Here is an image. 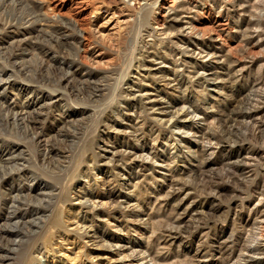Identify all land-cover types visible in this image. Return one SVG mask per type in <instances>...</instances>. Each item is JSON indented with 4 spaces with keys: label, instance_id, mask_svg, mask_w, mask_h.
<instances>
[{
    "label": "rangeland",
    "instance_id": "374dc122",
    "mask_svg": "<svg viewBox=\"0 0 264 264\" xmlns=\"http://www.w3.org/2000/svg\"><path fill=\"white\" fill-rule=\"evenodd\" d=\"M180 1L181 0H159L155 12L159 22V24H155V26L159 25L157 26V28H161L162 25L161 22L163 21V18L165 16L164 15L165 6H168L169 4L176 5ZM190 1L198 2V0H187V1L185 0L186 3ZM39 2L42 4V11H44L46 15L61 16L66 20H72L76 24L77 29L81 31V35H82L79 53L81 58H83V60L86 63L87 62L93 63L94 65L98 66L97 70L99 72H102L103 70L111 69L113 67L114 68L116 67V71H118V73L115 71L116 74L114 73V70L113 72L111 71L106 73V75L105 74L101 75V73H99L96 77H94L96 79L91 78L89 81L87 80L84 81L83 78H81L84 77L82 75L83 73L82 69L74 70V67L68 69V66H64V65L60 67L54 59L48 58V56H50L49 53H52L54 56L57 55L55 56L57 59L62 54L64 55L66 62L69 63L68 61L73 56L72 53L73 49L71 47L70 48L68 47L70 45L68 44L67 46V44H63V42L59 43L58 41H56L55 44V40L53 36L50 35L53 34L51 32H47V34L45 35L44 34L41 35L42 33L39 34L36 32L34 33L35 38L33 37V39H31V42L28 41V44L25 46L26 50L28 49V51L30 52L27 51L28 53L25 56L26 61L24 60L25 63H23L24 67L23 65L22 67H20V65L18 64H20L19 61H21V58L19 59L15 58L14 55L20 52V49L23 45L14 44L11 42L13 33L16 31H22L21 30L22 25L19 24L18 21H16L15 14L16 13L20 14L23 10H26V13H28L27 10L35 11V8L33 10V8H31L32 6L28 5L27 6L28 9L26 8L23 9L21 6H18L22 4L14 5L10 0H0V16L2 18L0 19V28H1L0 29V49H1L0 50V69H1L0 71V111H1L0 112V148L2 150L3 147L5 148L6 146H13L15 148V152L17 156L16 154L13 153L14 160L16 159V161L19 162L18 163L19 165H24L21 168H24L25 170L24 172L28 176L27 178L33 176L31 175L32 172L33 174H35V176H37L38 182L42 183L44 181L46 182L48 181L47 183L49 184L47 185H51V186L54 185L52 186V188L54 187L55 190L57 191L60 190L62 192L63 190H67L66 193L67 194L69 193L68 195H70V200H68L69 202L68 201L64 202L63 208L64 211L66 212V213L64 212V217L69 220L71 218L73 219L74 212L72 211H76L77 209L76 204L78 203V199L76 197L86 193L85 191L88 188L85 176H80L79 173L80 170L84 169L85 166V164L83 163V157L89 152V150L94 145V144L92 145V143H94L92 141L93 137L96 138L97 135V142L100 145V147L94 145L96 151L101 150L104 153L110 152L109 149L112 148L115 150L127 148V150L130 149L135 150L137 151V153L159 152L168 155L171 152L170 146L166 145L164 147L161 144L154 146L153 137L154 134L158 132V130H156V127L150 129L149 126H147V123L149 122L148 120L150 119L152 120V117H155L158 114L160 110L159 108L168 107L169 105L172 104L171 101H174L175 98L179 99L182 96H187V98L189 97L196 100V103L201 102L204 105V112L207 113L206 114L207 121L209 122L211 121V123L209 124L208 122L207 124H205L206 123L205 121H203V123L201 122L200 124L202 125V128H205L206 125L207 126L211 125L212 122L214 121L213 119H215V122L212 124V126H210L212 127L210 128V130H212L213 128L214 130H216L218 126L217 131L224 132L223 130L225 128L219 125V122L216 121L217 116L221 114V111L222 113L228 112V108L230 107L229 104L233 103L235 97L241 95V97L243 98L248 93V90H246V86L248 85V80L253 81L254 79L257 78L259 79L260 76H263L264 73L257 70V63H256L251 68L247 69L249 72L247 70L243 71V73L241 74V79H239L236 82L232 80V78L234 79V77L231 76L229 77L224 76L225 80L222 81H219V79L217 78L216 79L211 78L206 82L205 85H199L200 83L198 84L195 83V85L192 87L189 85L190 87H188V89L185 91L182 88L178 89L175 86V82H171L170 83L171 85L164 84L165 83L164 80H162L161 78L159 79L158 77L152 80L147 78L144 79V77H141L142 75L133 72L134 68H131V72H129L126 76H123L120 75L122 71L121 67L123 66L125 68L126 64H122V62L124 61L123 59L124 54H122L121 51L125 53L126 49L120 50V48H118L119 47L118 44L120 45L124 42L127 34L132 36L131 32L135 26L134 19H132L133 17L132 15L134 14L133 10L126 8L123 5V3H121L119 0H109V1L108 0H39ZM134 4L135 3L132 2V5ZM211 4H212L211 2L210 3L207 2L205 5H199V7H197L198 10L197 14H193V12H186V14H183L184 16L182 17L181 20L183 22H186L189 18L190 19L193 18L196 29L202 31V33L204 34L203 35L204 38L207 39L209 36L210 37L212 36L211 39L215 41L214 45L215 46L217 45L216 48H220L221 46L223 50L228 51L231 57L233 56L234 59H237L239 62L248 59V55L259 57L262 53L261 49L256 45L246 44L244 40V34L246 33L243 32L242 30L239 31L236 28L235 26L236 21L232 20V18H227V16L218 15ZM121 5L124 7H122ZM244 16L246 20L249 18L250 15L247 12V14L245 13ZM108 18L109 21L108 23H106L105 20ZM13 21H15L14 24L12 23ZM241 35L243 37H241ZM38 36L41 38L43 37L44 40H42L43 38L41 39ZM37 39H39L40 41L42 40L44 43L38 41ZM53 40H54V44H53ZM42 43L45 45H42ZM10 44L11 45L13 44V46H11ZM48 45H50L51 48L48 47ZM39 46L41 48H39ZM53 46L54 47L56 46L55 49L53 48ZM57 46H59L61 49ZM38 49H40V51ZM14 50H16L17 52ZM44 50L47 52L45 53ZM118 52L120 55L117 54ZM65 53L67 55L66 57H65ZM44 57L47 59L48 63H46ZM41 58H43V60ZM12 60L13 63L11 62ZM58 60L63 61V59L61 58H59ZM198 60H199L198 62H201L200 60L202 59L198 58ZM43 61H45L44 63L46 64L41 63ZM190 62L185 63L184 65L185 67H183V70H186V72L190 71L192 73L194 64H191ZM47 64L48 66H46ZM156 66L164 67V65L162 66V64L160 63H155L154 67ZM197 66L200 65H196V67ZM17 67L22 72L18 70ZM64 68L65 69L67 68L70 73L68 72L67 69L65 70ZM65 71L67 72L65 73ZM71 71L74 73L73 76L78 77V78L74 77L77 80L76 79H73L74 81L72 80L73 76ZM219 71L221 74H225L222 68ZM14 72L16 73V75ZM24 73L27 75L28 78L25 77L26 75ZM67 73L71 74L69 75L71 79L69 78V81H67L68 84L66 83L65 80H63L65 74ZM22 76L23 78L24 77L26 78L25 79L26 82L24 81ZM183 76H184L183 78L184 80H189L188 78H190V80L193 81V77L191 79V77H187L186 74ZM117 81H120L121 82L120 85H123L125 88L127 86L129 87V89L131 88L133 92L138 93L139 85H141L143 87L141 91L143 92L148 91L147 95L150 96L156 95L157 99L155 100V105H154L155 109L153 108L154 110H151L148 104L149 101H147V98H144L142 101L143 103H147L148 109L146 108V111L142 112L141 116L139 117L137 115L139 110L132 113L133 111L131 109V106L134 104V102L131 99V96L123 97L122 96L123 92L121 93V95H119V88H117ZM70 82L72 83L71 85ZM182 83L184 84V82ZM57 84L62 86L61 87L59 85L57 86ZM215 84L217 86H215ZM21 85H23V87H21ZM159 93L160 95H157ZM242 93L244 94L242 95ZM124 100L126 101L124 102ZM16 103H18L19 105ZM38 103L41 107H39ZM212 104L214 107H211ZM36 106H38V108ZM22 108L23 110L27 109L28 111L30 109L31 111L34 110L36 111V113L35 112L31 113V111H29L30 112L29 113L27 110L23 111L21 110ZM8 109L9 110L13 109L12 111L14 112L15 110L16 111L18 110V112L21 110L25 112V114L23 113L24 117L22 116V119H18V120L12 119L14 112H12L11 110L9 111ZM143 119L146 120L145 121L146 125L142 126L140 122H142ZM17 121L19 122L17 123ZM24 125L26 127L24 129L26 134H24L25 133L24 131H21L23 130L22 128H24ZM33 126L34 128H31ZM103 128L104 130H102ZM32 129L34 131L38 130L41 133H44L45 136L48 137L47 139H49V141L47 140V144L45 145L46 147L52 148L51 153H49L51 157L46 160L45 167L41 166L40 165L41 163L39 162V157L41 153L40 150L43 149L45 145L37 146L33 143V141H29V139L32 140V134H31ZM243 131L244 128H242L241 130H236L235 128H233L231 131L229 130V134L228 131H225L224 136L227 137V139L230 137L231 139L229 140L231 143H233L234 140L236 141L237 139H239L237 141L240 140L247 141L248 139H251L252 146H255L254 145L255 143L257 146V144H259L264 139L262 138L261 140L260 139L255 140L252 137L250 138L249 134L244 133ZM108 132H110L111 136H109V138H106ZM159 132L161 137H166L167 135L168 136L170 135L169 130L163 127ZM112 133L115 134V137H113ZM186 136L187 135H185V137ZM190 138L191 135L187 137L186 142H183L184 143L182 144L183 148L184 146L191 144L188 142L190 141L188 140ZM161 140H163V138ZM192 145L193 143L191 144V146ZM235 148L237 147L235 146ZM227 150L228 148L226 149L224 148L222 151L218 153V155L214 154L213 156L211 155L210 157H208L207 161H209L210 165L205 166L206 168L204 167L206 173V174L204 173V175L196 174L195 171L199 169L198 164L196 165L197 163L196 160L189 161L190 158L188 156L186 157L182 156L181 159L176 161V165L172 167V169L174 170L175 173L179 172V176H181L182 179H185L187 181L186 187H188V189L181 191L178 197L173 198L174 200L171 199L169 203L166 205V209L164 210V212L161 211L157 212V210L153 211L152 209H150L149 201H150V196H154V193H158L160 195L159 196L160 198L163 197L164 192L166 193L167 180L168 181L170 180L169 177H172L171 179H173L171 172H169L170 170L167 169L169 168V166L167 167L164 166L163 168H161L160 166L163 165L156 164L153 168L150 169L149 168L150 165L148 164H146L144 167H137V160L135 161L132 160L129 162L113 160L106 162L105 158L103 159L99 157L97 162L100 165V167L103 169L101 175L105 177V186L104 188H102V185L100 184L97 189L95 187L93 188H95V190H97L98 192H101L103 190L108 192L111 191L115 195H117L118 193H122L123 195H125L124 198L129 197L132 199H136L137 198L136 196H138L141 206H137V208L135 209H137L138 212L140 213L141 216V217L139 216L140 219H143L140 220L141 224L144 221H148V219L152 218L154 219V221L156 219V221H158L157 223L160 224V227L157 223L155 225L156 226L158 225V227L161 229V231L164 232V234H167L165 233L166 231L164 227H166L168 224L170 225L171 223H174L172 222L174 220V217L170 216L171 210L177 209L178 212H180L179 224L182 225L183 232L180 234L181 237L179 238L176 237L173 241L170 236V241H167L163 249L161 250V254L163 256L165 254L168 255L170 259L177 258L179 261L184 262L185 264H193L195 262H197V264H226L228 250L231 249V247L234 250L237 249L239 245L242 243L241 241L243 239V236L246 234H251L252 231H250V229L255 230V228H259L260 234H262L264 237V221L261 222L259 225L256 224L257 226L254 225L255 226L254 229L253 226L252 227L246 226L245 228L242 227V224L244 223V221H246L247 218L246 217L247 211L244 210L245 209L244 206H241V198L242 196H246V193L239 195L241 198L239 196H234L233 193L234 189L235 190L237 189V191H246V189L248 190L249 188L252 187L251 185H255L258 182L261 183L262 181L261 178H263L261 174L263 173V168H264V163H263L264 149L261 152V154H259L260 156L256 157L254 160L256 161L255 162L256 165H254L255 167L254 166L253 167L254 169L255 168L256 169L252 171L253 174H251L250 177L248 176V179L250 180H245L242 174L240 175L237 174L232 177L234 169L229 165L228 166L224 165L225 163H223L225 161L227 162L229 161L225 158V154H227L228 152ZM138 159H140L139 156ZM10 161L8 163L5 161L4 162L0 161L1 163L0 179H2L3 181L2 186H4L5 188L8 187L7 184L9 183L10 180L8 177L10 174L5 175V173L9 172L10 169L15 170V168H17L16 166H14L15 163L13 162L10 163ZM224 167H228V169ZM221 169H225L227 173H225L226 171ZM162 174L166 175V180L161 178ZM175 176L174 178H176ZM220 176L221 177L224 176L222 177L223 180ZM251 177L252 180L255 179L253 180L254 183L253 182L251 183L252 181ZM220 178L221 180H219ZM214 179H215L214 181L215 184L213 183V181H211ZM15 183L16 185H18L17 182ZM71 183L72 184L77 183V184L71 187L70 189H68L67 186L72 185ZM134 185H136V187ZM210 185H213L214 188L211 187ZM217 185L219 186L221 193L218 196L214 197L211 193L216 189ZM247 185L248 187H246ZM37 186H39V184ZM231 186L234 188H232ZM48 188H50V186H48ZM132 188H134V190H132ZM55 190L54 192L56 193ZM37 191H38L37 189L33 190V192L35 193L34 194L35 198L33 199L37 202L38 198L41 199L44 198L43 201H41V204H43L46 207L45 209L47 213L44 212V215H48L49 211L53 208L54 210L55 209L58 210L57 209L58 207L55 208L54 207L55 205H52V201L54 200V198L53 200L48 201L47 197H43L41 193L38 195L39 192ZM186 191H188V193L185 194ZM258 196H260L259 191L255 192L250 198L256 200ZM250 198L248 199L250 200ZM17 200L24 201V199L22 198L21 199L18 198ZM202 201H204V205L203 207H200ZM19 202L20 201H18V203ZM128 203H130L128 202V200H124L123 203H120V205L122 206V207L120 206L121 208L120 210H122L123 208L125 209L126 207L125 205H127ZM120 210L116 211L117 213L116 219L119 222L123 223V227H124L123 230L114 231V228L108 227L103 219L96 218L95 227L97 228V230L102 232L104 230L106 231L107 228L110 232H116V234L121 235V237L125 238V240L126 239L132 240L134 239L133 237H136L135 239L139 242H144L145 239L147 240V236H148L147 234H149V230L144 233H141L143 229L141 231L138 230L139 232L138 233L137 231L134 232L131 229H127L125 227L126 225L125 216H122ZM171 217L173 219H171ZM29 223L33 225L29 224L26 226V224H22L23 227L22 226L20 227V229L22 230L20 231L22 232V235H24L23 240H26V238L28 237L30 238L33 237V233L31 230H33L34 227H36V224L31 222ZM56 236H57L56 237L57 241L59 242V244H61L60 253L63 255L64 261H62V259L52 260L51 257L44 256L45 254H43L42 251H35L34 256L36 257L35 254H37L36 258L38 263L46 264L48 263V261L49 263L52 261V264H65V260L68 259L70 264L71 263L81 264V262H75L74 261L75 259L72 258L78 250L77 245L82 246L83 245L82 243H84L85 246L87 245L90 246V241L88 242L86 241L88 238L87 239L84 238L85 240L84 239L80 240L77 238L78 241L77 240L75 241L74 239L68 241L63 239V236H59L58 234H56ZM201 244H203V246H210V248L213 251V254L201 258L198 257L196 258L195 256H193L194 250L198 245ZM99 250L103 252L106 251V249L102 247H100ZM218 251H221L222 254H219L220 252ZM236 251L238 252V250ZM223 254L225 257L223 256ZM127 261L128 258H125L123 261L110 260L108 263L127 264ZM97 263L99 264V262ZM97 263H95V259H94V263L90 262L88 264H97ZM82 264H87V261L86 260L82 261Z\"/></svg>",
    "mask_w": 264,
    "mask_h": 264
},
{
    "label": "bare ground",
    "instance_id": "6f19581e",
    "mask_svg": "<svg viewBox=\"0 0 264 264\" xmlns=\"http://www.w3.org/2000/svg\"><path fill=\"white\" fill-rule=\"evenodd\" d=\"M10 1L14 5L22 4L18 6H21L23 9L25 8L28 9L27 8L28 5L32 6L31 8H33V10L35 8V11L27 10L28 13H26V10H23L20 14L18 13L15 14L16 21H18L19 24L22 25V29H21L22 31L14 32L11 38V42L14 44L23 45L20 49V52L16 53L17 55L16 54L14 55L15 58H18V59L21 58V61H19L20 64H18L19 62L17 63L18 65H20V67H22L23 63H25L24 60L26 59L25 56L27 55V53L30 52L28 51V49L26 50L25 46L28 44V41L31 42V39H33V37L35 36L34 33L35 32L38 34L42 33L41 35L43 34L45 35L47 34V32H51L53 34H50V35L53 36L55 40V44H56V41H58L59 43L63 42V44H67V46L69 44L70 46L68 47L69 48L71 47L73 49V52H72L73 56L68 61L69 63L66 62L64 55L61 54V56L59 57L63 59V61H59L58 60L59 58L57 59L55 57L57 55L54 56L52 53H49L50 56H48V58L54 59L60 67L64 65V66H68V69L69 68L71 69L73 67H74V70L82 69L83 70L82 75L84 77H81V78H83L84 81L85 80L89 81L91 78L96 77L99 73H101V75L103 74L106 75V73L111 72V71L113 72V70L115 73L116 67L99 72L97 70L98 66L94 65L93 63H88V62L86 63L83 60V58H81L79 49H80L82 35H81V31L77 29L76 24L72 20H66L63 17L57 16V15H52V16L46 15V13L42 11V4L39 2V0H10ZM119 1L123 3V5L126 8L133 10L134 14L132 15L133 16L132 19H134V24H135L133 30L131 28L132 36L127 34L124 42L120 45L118 44L119 47L117 46L118 48H120V50L126 49L125 53L121 51L122 54H124V57H123L124 61L122 62V64H126V65H125V68L123 66L121 67L122 71L120 70L121 71L120 75L126 76L129 72H131V68H134L133 72H136L137 74L142 75L141 77H144V79L147 78V79L152 80L158 77L159 79L161 78L162 80H164L165 82L164 84L167 85V84H170L171 82H175V86L178 89L182 88L185 91L188 89V87L194 86L195 83L196 84L200 83L199 85H205L206 82L210 80L211 78L212 79L217 78L219 79V81H222V80H225L224 76H228V77L231 76V77H234V79L232 78V80L236 82L239 79H241V74L243 73V71L251 68L256 63H257V70L261 71L262 73L264 72V0H198V2L190 1L188 3H186L185 0H181L176 5L169 4L168 6H165L164 8L165 16L163 18V21L161 22L162 24L161 28H157V26L159 25L155 26V24H159L157 15L155 14L157 3L159 2V0H119ZM132 2H134L135 4L132 5ZM207 2L212 3L211 5L215 9V12L218 15L227 16V18H232V20L236 21V24H235L236 28L239 31L242 30L243 32L246 33L244 34L242 32L244 34V40L246 44H253V45L258 46L261 49L262 53L259 57L248 55V59L245 58L246 59L245 61L239 62L237 59H234L233 56L231 57L228 51L223 50L221 46L220 48H216L217 45L216 46L214 45L215 41L211 39L212 36L211 37L209 36L207 39L204 38L203 36L204 34L202 33V31H199V29L198 30L196 29L193 18L191 19L189 18L188 20L186 19L187 20V21L185 20L186 22H183L181 20L182 17L184 16L183 14H186V12H193V14H197V11H198L197 7H199V5H205ZM247 12L250 16L248 19L245 20L244 14L245 13L247 14ZM0 19H2L1 16H0ZM128 20H129V17H128ZM108 21H109V18L105 20L106 23H108ZM14 22L15 21H13L12 23L14 24ZM242 35L241 37H243ZM37 40L40 41L39 39ZM42 40H44V38ZM42 40L40 42H43ZM54 40H53V44H54ZM43 43L42 45H45ZM11 46H13V44ZM48 47L51 48L50 45H48ZM55 47L53 46L54 49ZM39 48L41 47L39 46ZM38 50L40 51V49ZM46 52L47 51H45V53ZM117 54H119V52ZM66 56L67 55L65 53V57ZM198 58L202 59L200 60L201 62H198L199 61ZM41 59L43 60V58ZM45 60H46V63H48L46 58ZM11 62L13 63V60ZM44 62L45 61L41 63H44ZM187 62L194 64L193 71L191 70L192 73L190 71L186 72V70H183V67H185L184 66L185 63ZM155 63H160L162 64V66L164 65V67H161V66L154 67ZM196 65H200V66L196 67ZM46 66H48V64ZM19 68L18 70H20ZM221 68L223 69L226 75L220 73L219 70ZM66 72L67 71H65V73ZM116 72L118 73V71ZM69 73H67L68 76L67 74H65L63 78V80H65L66 83L67 81H69V78H70L69 75H71ZM71 73L73 76L74 73L72 71ZM185 74L187 77H191V79L193 77V81H191L190 78H188L189 80H184L183 75ZM25 77H27V75ZM25 77L23 78L24 81L26 79ZM74 77L76 76H73L72 80L78 78V77L76 78ZM71 82H70V85L72 84ZM182 82H184V84ZM120 84L121 82L117 81V88H119V95H121V93L123 92V95H122L123 97L131 96V99L134 102V104L131 106V109L133 111L132 113L139 110L137 114L139 117L141 116L142 112L146 111L147 103H143L142 101L144 98H147V101H149L148 102L150 106L149 108H151V110L155 109L154 105H155V100L157 99L156 95L155 96L147 95L148 91H144V92L141 91L143 89L141 85H139V88H138L139 92L136 93V92H133L131 88L129 89L128 86L125 88L123 85H120ZM58 85L59 84H57V86ZM59 86L61 87L62 85H59ZM215 86L217 85L215 84ZM21 87H23V85H21ZM114 88H113V91H114ZM55 89H56V86H55ZM246 90H248V93L243 98L241 97V95L240 96L238 95V97L234 96L235 99L232 104H229L230 107L228 108L227 113H222L221 111V114L218 115L217 118L216 117L214 118H216V121L219 122V125L225 128L223 130L224 132L228 131V134H229V130L231 131L233 128H235L236 130H241L242 128H244L243 132L249 134L250 138L252 137L255 140L256 139L261 140L262 138H264L263 136L264 134V73H263V76H260L259 79L257 78V79H254L253 81L248 80V85L246 86ZM243 94L244 93H242V95ZM157 95H160V93ZM125 101L126 100H124V102ZM171 103L172 104L169 105L168 107L159 108L160 110L158 114L155 117H152V120L151 119L148 120L149 122L147 123V126H149L150 129H153L154 127H156V130H158V132L154 134L153 145L156 146V145L161 144L164 147L166 145H169L171 148V152L168 155L165 153H159V152L157 153L154 151H153L154 153L152 152L137 153V151L131 150V149L127 150V148L118 149V150H115L112 148V149H109L110 152L104 153L101 150L96 151L94 145H97L98 147H100V145L97 142V135H96V138L93 137L92 141L94 143H92V145L93 144L94 145L89 150V152L83 157V163L85 164V166H84V169H81L79 173L80 176H85L88 188L85 191L86 193L76 197L78 199V203L76 204L77 209L76 211H72L74 212L73 219L71 218L72 220L71 219L69 220L64 217V212H65L63 208L64 202L70 200V195H68L69 193L68 194L66 193L67 190H63L62 192L60 190L57 191L55 190L54 187L52 188V186L54 185L52 186L47 185L49 184L47 183L48 181L47 182L44 181L42 183L38 182L37 176H35V174H33L32 172H31V175L33 176L30 178H27L28 176L24 172L25 171L24 168H21L24 165H19L18 164L19 162L16 161V159L14 160L13 153L16 154L15 148L13 146H6L5 148L3 147V150L0 148V161L1 162L5 161L8 163L11 160L10 163L11 162L15 163L14 166L17 167L15 168V170L10 169L9 172L5 173V175L10 174L8 176L10 180H9V183L7 184L8 186L7 188L2 186L3 181L2 179H0V264H40L38 263L37 258H36L37 254H35L36 257L34 256L35 251H42L43 254H45L44 256L51 257L52 260L62 259V261H64L63 255L60 253L61 244H59V242L57 241L56 234H58L59 236H63V239L68 240V241L73 240V239L75 241L76 240L78 241V239L83 240L84 238L85 239L88 238L86 241L87 242L90 241V246L87 244H86L87 246H85L84 243H82L83 244L82 246L77 245L78 250L72 258V259H75L74 260L75 262H81V264H82V261H85V260L87 261V264L90 262L94 263V259H95V263L99 262V264H109L108 262L110 260L123 261L125 258H128L127 264H185L184 262L179 261L177 258L170 259L168 255L164 254L163 256L161 254V250L163 249L166 242L170 241V236H171L172 241L176 237L178 238L181 237L180 234L183 232V229H182V225L179 224L180 223L179 222L180 212H178L176 208H175L176 210H171L170 216L174 217V220L172 221L174 223H171L170 225L167 223L168 225L164 227L166 231L165 233L167 234H164V232L161 231V229L159 228L160 224L157 223L158 221H156V219L154 221V219L152 218L151 219L147 218L148 221H144V222L142 221L143 223L141 224L140 220H143V219H140L141 217L140 213L138 212L137 209H135L137 208V206H141L138 196H136L137 197L136 199H132L129 197L124 198L125 195H123L122 193H118L117 195H115L111 191L108 192V191L103 190L101 192H98L97 190H95V188L97 189L100 184L102 185V188H104L105 186V177L101 175L103 169L100 167V165L97 162L99 157L103 159L105 158L106 162L113 161V160H120L122 162H126V161L129 162L132 160L134 161L137 160V167H144L146 164H148L150 165V167L148 166L150 169L153 168L156 164L163 165V166H160L161 168H163L164 166L166 167L169 166V168L167 169L170 170L169 172H171L173 179H171L172 177H169L170 180L169 181L167 180V185H166L167 191L165 190L166 193L165 192L163 193L164 195L162 198L159 197L160 195L158 193H154V196H150V201H149L150 209H152L153 211L157 210V212L158 211L164 212V210L166 209V205L169 203L171 199L178 197L181 191L188 189V187H186L187 181L185 179H182L181 176H179V172L175 173L174 170L172 169V167L176 165V161L181 159L182 156L183 157L188 156L190 158L189 161L196 160L197 161L196 165L198 164V168H199L195 171L196 174L204 175L205 173L204 167L210 165L209 161H207L208 157H210L211 155L213 156L214 154L218 155V153L222 151L224 148L225 149L228 148L227 150L228 152L227 154H225V158L229 161L228 162L225 161L223 163H225L224 165H227V166L229 165L234 169L233 175L231 174L232 177L237 174L239 175L242 174L245 180H250L248 179V176L250 177V175L253 174L252 171L256 169V168L254 169L255 167L254 165H256L255 163L256 161L254 160L256 157L260 156L259 154H261V152L264 149V139L259 144H257V146H256V143L254 144L255 146H252L251 139H248L249 138L248 136H247L248 138L246 137L248 139L247 141H244L243 139H242L243 141L241 140L237 141L239 140L237 139L236 141L234 140V142L231 143L229 140L231 139L230 137L227 139V137L224 136V132L217 131L218 126L216 130H214V128L210 130V128H212L210 126H212V124L215 122V119H213L214 121L212 122L211 125L209 126L206 125L205 128H202V125L200 123L201 122L203 123V121H205L206 123L205 122L204 123L207 124L209 121H207V115H206L207 113L204 112V105L201 102L196 103V100L189 98V97L187 98V96H182L179 99L175 98V100L171 101ZM36 107L38 108V106ZM39 107L41 106L39 105ZM211 107H214L213 104L211 105ZM21 110H23V108ZM24 110H27V109H24ZM20 111L19 112L18 110L17 111L15 110V112L12 111L14 112V115L12 114L13 115L12 119H16V120L22 119L23 113L25 114V112L23 111L20 112ZM29 111H31V109ZM32 112L36 113V111L34 110L31 111V113ZM145 121L146 120L143 119V121L140 122V124L142 126L146 125ZM18 122L19 121H17V123ZM210 123L211 121L209 122V124ZM162 127L169 130V133H170L169 136L168 135L166 137L160 136L159 131L162 129ZM25 128L26 127L24 125V128H22L23 130L21 131H24ZM31 128H34V126ZM104 128L102 130H104ZM24 134H26V132ZM31 134H32V140L29 139L31 135L28 139L29 141H33V143L37 146H43L47 144V140L49 141V139H47L48 137H46L44 133H41L38 130L34 131L32 129ZM185 135L187 136L185 137ZM190 135L192 139L191 138L188 139L190 140L188 142L191 144L193 143V145L191 146V144H189V145L184 146L183 148L182 147V144H184L183 142H186L187 137ZM109 136H111L110 132L107 133L106 138H109ZM113 137H115V134H113ZM162 138L163 140H161ZM235 146L237 148H235ZM51 149H52L51 147H46L45 145V147L40 150L41 153L39 157V162L41 163L40 164L41 166L45 167L46 160L51 157V155L49 154L51 153ZM138 156L140 157V159H138ZM224 168L228 169V167H224ZM221 170L226 171L225 169H221ZM225 173H227V171ZM174 176L176 178H174ZM230 176H229V179H230ZM261 176L263 177L261 178L262 179L261 183L258 182L255 185H251L249 183L252 187L249 188L248 190L246 189V191H237V189L236 190L234 189V192H233L234 196H239L241 194L246 193V196H242V198L239 196L241 198V206H244L245 207L244 210L247 211L246 221H244V223L242 224V227L244 228L246 226L248 227L253 226V229H254L255 227L254 225L256 224L259 225L261 222L264 221V168H263V173L261 174ZM161 178L166 180V175L162 174ZM221 178L219 180H221ZM251 180H252V177H251ZM253 180L251 181V183L253 182ZM211 181H213V183L215 184L214 182L215 179ZM15 182H17L18 185H16ZM38 184L39 186H37ZM76 184L77 183H73L72 185L68 184L70 186H67V187L68 189H70ZM48 186H50V188H48ZM134 186L136 187V185ZM210 186L213 187V185H210ZM246 187H248V185ZM35 189L38 190L37 191L39 192L38 195L41 193L43 197H47L48 201L49 200L51 201L54 198V200L52 201V205H55L54 206L55 208L58 207L57 208L58 210L56 209L54 210L53 208L49 211L48 215H44V212H46V209H45L46 207L43 204H41V201H43L44 198L43 199L38 198L40 200L37 199V202H36L33 199L35 198L34 197L35 193L33 192V190ZM54 190L56 191V193L54 192ZM132 190H134V188H132ZM257 191H259L260 196H258L256 200L251 199L250 197ZM186 193H188V191H186L185 194ZM220 193L221 192H220L219 186L217 185L216 189L211 194L214 197H216ZM18 198L20 199L22 198L24 199V201L17 200ZM248 198H250V200ZM124 200H128V202L130 203L125 205L126 206L125 209L123 208L122 210H120L121 209L120 203H123ZM18 201L20 202L18 203ZM203 205H204V201H202L200 207H203ZM119 210L122 216H125L126 223L125 222L124 223L126 224L125 227L127 229H131L134 232L135 231L138 232V230L141 231L143 229L141 233H144L149 230V234H147L148 235L147 240L145 239L144 242H139L135 239L136 237H133L134 239L132 240L131 239L125 240V238L121 237V235L116 234V232H110L107 228H106V231L104 230L102 232L97 230V228L95 227L96 218L103 219L105 221V224L108 227L114 228V231L123 230L124 229L123 223L119 222L116 219L117 217L116 211H119ZM172 217L171 219H173ZM29 222L36 224V227H34V229L31 230L33 233V237L31 238L28 237L26 238V240H23L24 235H22V232H21L22 230L20 229V227L22 226V224H26V226L29 225L30 224ZM156 223L159 225V227L158 225L157 226L155 225ZM30 225H33V224H30ZM250 231H252L251 234L244 235L241 241L242 243L241 244L239 243L240 245L238 244L239 249L237 248L234 250L231 247V249L228 250L226 264H264V239H263L264 237L262 234H260L259 228H255V230L250 229ZM100 247L106 249V251L105 252L100 251L99 250ZM236 250H238V252ZM218 252H220L219 254H222L221 251H218ZM212 254H213V251L210 248V246H203V244H201L196 247V249L194 250L193 256H195L196 258L197 257L201 258V257L212 255ZM66 260H65V264H70L69 260L68 259ZM46 264H52V261L50 263L48 261V263ZM193 264H197V262Z\"/></svg>",
    "mask_w": 264,
    "mask_h": 264
}]
</instances>
